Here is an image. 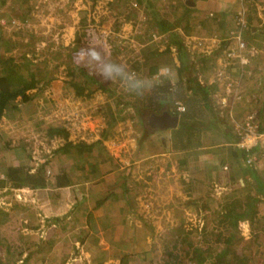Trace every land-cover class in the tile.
I'll return each instance as SVG.
<instances>
[{"label":"rangeland","instance_id":"rangeland-1","mask_svg":"<svg viewBox=\"0 0 264 264\" xmlns=\"http://www.w3.org/2000/svg\"><path fill=\"white\" fill-rule=\"evenodd\" d=\"M178 1L183 0H0V18L7 20L0 27V73L37 83L28 91L31 99L19 96L0 120V173L10 180L0 182L1 261L120 264L125 257L124 264H264L262 162L255 169L242 160L256 184L243 170L246 186L236 178L233 186L218 188L213 177L206 179L207 188L196 195L202 199L199 206L190 204L193 191L179 173L187 167L184 150L209 134L204 127L209 118L216 116V122L224 116L222 86L231 89L227 95L245 96L230 79L229 64L245 60L247 69L261 48L256 54L237 50L235 58H229L237 43L229 33H242L246 39L254 27L264 36V0H233L235 12L227 22H208L205 34L196 25L200 35L191 26V11L190 25L186 18L179 19L187 2ZM240 17L246 24L242 31L237 29ZM158 20H167L176 35L164 32ZM180 39L188 44L190 55L196 54L185 69L176 47ZM213 40L218 43L213 53L226 56L228 67L218 70L213 64L210 81L219 89L211 90L208 84L202 92L208 93L210 105L195 98L191 126L178 136L167 128L155 130L148 124L154 112L146 107L155 86L171 83L176 91L180 79L185 90L189 85L195 88L196 79L207 85L195 67L214 48ZM109 63L126 66L144 87L130 91L119 79L106 78L103 66ZM260 79V93L249 96L254 106L236 112L240 118L233 128L229 120L223 121L222 129L227 132L230 127L235 147L247 115L260 114L255 122L264 125V78ZM186 97L193 98L188 93ZM173 104L171 113L179 116ZM216 132L221 131L214 129L213 136H220ZM69 142L80 145V152ZM12 163L26 171L42 170L47 186L66 172L75 188L51 197L50 187L18 192L8 176ZM114 188L120 194L112 196ZM18 196L32 201L21 215L13 204ZM127 205L132 211L122 213ZM11 212L14 217L19 214V223H12ZM146 218L153 219L151 226Z\"/></svg>","mask_w":264,"mask_h":264},{"label":"crops","instance_id":"crops-1","mask_svg":"<svg viewBox=\"0 0 264 264\" xmlns=\"http://www.w3.org/2000/svg\"><path fill=\"white\" fill-rule=\"evenodd\" d=\"M178 2H179V5H182L181 1H178ZM184 2H187L188 6L192 8L191 13L193 14L192 17L194 18V20L192 21L191 26H193V29L195 28L194 30H195L196 34H199V32L196 31V27H195L196 25L205 34V32H206L205 26L208 24V22L214 21L215 23H218L219 25L226 23L227 20L233 14L232 12H235L233 10V8L236 7L235 4L233 5V3H234L233 0H183V3ZM212 13L216 14L218 17L217 18L212 17L211 16ZM198 15L200 16L199 19H198ZM211 17H212V19H211ZM191 36H193V35H191ZM216 36H219V35H216ZM246 41H248V45L249 44L251 46L255 45L256 47L261 48L259 54H257L256 56H251L252 58L250 59V63H251V61H252V63L250 64V67L246 69L247 66L242 65V63H240V62H235V63L229 64L230 65V79H233L236 81V83L238 84L237 91L240 93H243L245 96H242L240 98H236V97H234L233 94L227 95L225 92H227V91L229 92V91H231V89L230 88L226 89L225 85L222 86L223 90H221V91H223L224 93H223V96H221V97L225 98L224 103H221L224 105V108H223L224 109L223 110L224 111V113H223L224 118L223 117H219V118L217 117V119H219V120L216 122H213L212 118L216 117V116H213V117L211 116L208 120L209 123L205 124V126H204L207 128L206 133H209V134H207L205 137H202L201 143L192 147V149L186 148V150H184L185 152L182 155V157H183L182 162L186 163L187 167H185L182 170L180 169L179 173L181 176L183 173V175H184L183 178L187 181L184 186L191 189V191H193L194 197H189V199L192 200V201H190L191 205H198L199 206V203L202 202V199L201 198L197 199L196 195L200 194V191H202V189L207 188V186H205L204 182L206 181V179H209L211 177L214 178V180H215L214 183H216V186L218 188L224 187L225 189H227L228 187L233 186L232 184L235 183L236 178L239 180V182L243 186H246L245 184H243L244 177H242L243 175L241 174V171L243 170L245 172V177L248 179H252V183L256 184L255 179L249 178L250 176H252L250 174V172L249 171L246 172V170H244L246 168L247 169H249V168L245 164H243L245 161L244 160L245 158H243L241 155L242 151L238 147H235L232 144L233 143V140H232L233 135H232V132L230 130V127L229 128L226 127L228 129L227 132L222 129L224 119L229 120L230 121L229 125L232 126V125H234V121H236L237 119L240 118V116H238L237 115L238 113H236V112L247 111L250 107L254 106V105H252L253 100H252V102L249 100L250 94L260 93V88H259V84H260V80H261L260 78H264V49H262V47H263L262 45L264 44V36L260 35L258 28H253L251 30V32H249V34L246 35ZM217 44L218 43L213 40L214 48L212 47L211 50L208 51V54L205 55V58H208L210 60L211 64H209V66L206 65L205 60H208V59L204 58V59L198 60L197 65L195 67V71L197 72V74L200 75L202 78H205L208 80L207 85L210 84L209 86H211V90L217 89V88L219 89L218 83H217V85H214L210 81V78L212 77L211 69L213 68V64L217 65L218 70L221 69V70L226 71L227 67H228V65H227L228 63L226 61V56L225 57L221 56V52L219 54L213 53V51L217 48ZM227 44H228V42L224 43V45L228 46ZM187 46H188V44H187ZM177 50H178V48H177ZM209 52H211L212 54H210ZM190 54L191 53H189V59H190V57L196 58V57H194V55L196 56V54H193V55H190ZM178 58H179V50H178ZM190 61H191V59H190ZM195 98L200 99V96L195 95ZM213 102H215V101H213ZM215 111L217 112L218 109H216ZM218 113L219 112H217V114ZM262 114L264 115V111ZM217 116H219V115H217ZM210 127L212 129L211 131L208 130ZM164 128H166V127H161V129H164ZM216 128L221 131V132H216V133H218L216 135H220V136H213L214 135L213 130ZM232 128H233V126H232ZM174 129L175 128H167L164 130L172 132L175 136H178L181 134L180 131H178L177 129L176 130H174ZM162 151H165L164 148ZM169 152L171 155L172 154L171 151H169ZM221 160L224 161L223 166L220 164ZM242 160H244V161H242ZM10 165L16 166L18 164L12 163V164H9L8 166H10ZM240 165L242 166L241 170H240V168H241ZM30 171L33 173L36 172L35 169H31ZM2 174L4 175V173H2ZM2 174L0 175V182L2 184L10 183V180L7 178L5 179L4 176H2ZM226 177H228L227 178L228 180L226 181V183H223L222 181ZM66 178H67L66 175H65L64 179L62 177V183L63 184L61 186L59 184L58 185L56 184L57 182H56V177H55V179L52 180L53 181L52 184H54L52 186H46L43 188H31L29 185L24 184V185L19 186L20 190H18V188L16 186H15L16 189H14V190H17L18 192L23 193L24 190H26V189H29L31 191H34V190L43 191V190L50 187V189H47V190H48V192H52V193L50 195H47L48 197L54 196V195L59 194L61 192L66 195L68 193V191L75 188L73 186L74 184H72L70 181H67ZM258 182H259V180H258ZM222 185H224V186H222ZM10 186H11V188H14V187H12V185H10ZM117 191L118 190L117 189L115 190V188H114L111 192L112 196H115L116 194H120ZM53 192H54V194H53ZM55 192H59V193H55ZM103 195H104V197H108V194L105 195V193H103L102 196ZM103 200H108V198H105ZM6 201H7V199H6ZM8 201H10V200H8ZM31 202L32 201L28 202L27 197H22V196L15 197V201L13 202V204L17 203V206H15L16 207V213H19L21 215V213L23 211H27L28 210L27 208L31 205ZM125 205L126 204L124 203L123 206H125ZM127 207L128 208L127 209L125 208V210L122 213L129 214L130 211H132V209L129 205H127ZM132 208H134V207H132ZM133 211H136V210L133 209ZM19 214H18V216H19ZM18 216L14 217L12 212H11V216L9 218L11 219L12 223L15 224V223H19L18 221H20ZM141 217L144 218L143 216H141ZM144 220L148 223L149 226L152 225L153 219L146 218ZM25 221L28 222V219H25ZM8 222H10V221H8ZM101 233H102V231H101ZM14 246H12V248ZM1 247L2 246H0V254H3L4 249ZM1 259H2V257H0V264H8L6 260L1 261Z\"/></svg>","mask_w":264,"mask_h":264},{"label":"trees","instance_id":"trees-1","mask_svg":"<svg viewBox=\"0 0 264 264\" xmlns=\"http://www.w3.org/2000/svg\"><path fill=\"white\" fill-rule=\"evenodd\" d=\"M139 3L141 4V2H139ZM182 3H183V1H182ZM184 4H185V2H184ZM185 6L187 8V10H186L187 12L185 11L184 13H182V15L179 17V19L180 18H182V19L186 18L185 24H186V26H188V24L190 25V19H191L190 11L192 8L188 6V3ZM182 19H180V20L182 21ZM160 23L163 26L164 32H172L171 35H174V36L176 35L173 31H171L172 27L170 26V23L167 20H162V21L158 20L157 24H160ZM179 23H181V22H179ZM1 26H3V25L0 24V27ZM176 26H181V25L177 24ZM253 28L254 27H250V32ZM229 35H230V33H229ZM177 36H179V38L182 37L180 34H178ZM176 47L179 50V60H181L180 67H182V69L188 68L187 63L189 61V51H188L185 43L183 41L181 42V39H180V40H178ZM0 48H1V46H0ZM3 58H4V54L0 53V60L3 61ZM180 81H181V79L178 81L179 82V89L176 91H174L175 86L171 85V83H168V84L162 83V84L156 85L154 90H153V95L150 96L151 100L149 101L148 104H146L147 105L146 107L149 110H152V112L160 113L161 111L166 110V109L169 110L170 112H172L170 105L173 102L174 108L176 109V111H173V112H175L176 114H179V117H180V121H179V124L177 126L178 128L174 127L175 128L174 130L177 129L178 131L191 126L189 121H190L191 116H192L191 111L194 108L193 104L195 102V95H198V96L200 95L199 100H202L204 102V105L209 103L208 93H202V92H206V90H208L207 89L208 85H206L201 80L196 79L195 80V85H196L195 88L191 87L189 85V88H187L185 90L184 85H182V83ZM193 81H194L193 79H190V82H193ZM35 86H37V83H35L34 81L26 80L25 77H23V76L15 77L10 73L9 74L0 73V120L4 116L6 110L9 108V106L12 103H14V101L19 96L23 97L24 101H29L31 99V95H30L31 93L28 91L30 89H33ZM157 91H159V92H157ZM186 92L188 93L189 96H193V98L187 99V97H186L187 93ZM177 101H181V102L184 101L183 103H185V105L187 106L186 112H180L179 110H177V105H176ZM209 105H210V103H209ZM150 120L148 121V124L150 126H152ZM152 127L155 130H159V131L161 130L162 131L160 126H152ZM171 128H173V127H171ZM52 129H54V128H52ZM54 132L57 133V131H54ZM68 145L71 147H74L73 149H76L77 151L80 152V149L78 147L80 145L74 144L73 142H69ZM83 145L87 146V148H89V149L91 148V146H89V145H85V144H83ZM243 153L245 154V152H243ZM245 158H246V156H245ZM65 175H66V172H61L57 175V177H56V182H57L56 184L57 185L59 184L61 186L63 184L62 183V177L64 178ZM8 176H9V178H11L12 181L16 182L14 184V186H16V187L27 184L31 188H43V187H46L48 184L46 178L42 174V170H39V171L33 173L31 171H28V170L26 171L23 168H17V166H10L9 170H8ZM124 191L126 193H128L129 190L124 189ZM125 262H126V259H125V257H123V259H121L120 264H124Z\"/></svg>","mask_w":264,"mask_h":264},{"label":"built area","instance_id":"built-area-1","mask_svg":"<svg viewBox=\"0 0 264 264\" xmlns=\"http://www.w3.org/2000/svg\"><path fill=\"white\" fill-rule=\"evenodd\" d=\"M243 17H240L238 21L237 29H239V31H242L246 27V24L244 25ZM0 24L6 25L7 20L4 18H0ZM231 34L230 38L234 36V38L237 39V43L236 49H230V52L228 54L229 58H235L234 54L237 50L249 49L252 54H256L258 52L259 48L257 47H253L252 50L248 48V44L247 42H245V39H243L242 33L239 35L238 33L231 31ZM237 34L238 36H236ZM262 49H264V44ZM245 62V60H241L242 64H244ZM177 109L180 112H184L186 111V106L183 104V102L177 101ZM257 114L258 113L254 112V114H249L246 116V119L243 123L244 125L242 126L244 133L242 134L241 132H239V134L242 135V138L240 141H236L235 143L239 149L243 150L246 153V163L249 166H253V168L256 167L255 169L264 166V162L262 161L264 157V125L263 127H261L256 124L255 119H258V116H260V114ZM260 161L262 162V164L259 167Z\"/></svg>","mask_w":264,"mask_h":264},{"label":"clouds","instance_id":"clouds-1","mask_svg":"<svg viewBox=\"0 0 264 264\" xmlns=\"http://www.w3.org/2000/svg\"><path fill=\"white\" fill-rule=\"evenodd\" d=\"M211 16L216 18L215 17L216 14L214 13H212ZM103 75H105V77L109 79H113V80L119 79L120 81L123 82L126 89L130 91L138 90L144 87L145 85V82L140 80L135 73L128 71L126 66L121 64H114V63L105 64L103 66Z\"/></svg>","mask_w":264,"mask_h":264},{"label":"water","instance_id":"water-1","mask_svg":"<svg viewBox=\"0 0 264 264\" xmlns=\"http://www.w3.org/2000/svg\"><path fill=\"white\" fill-rule=\"evenodd\" d=\"M166 116L170 118H166ZM151 118L157 126L166 128L177 127L180 121V117L170 111H165L162 115L154 113Z\"/></svg>","mask_w":264,"mask_h":264},{"label":"flooded vegetation","instance_id":"flooded-vegetation-1","mask_svg":"<svg viewBox=\"0 0 264 264\" xmlns=\"http://www.w3.org/2000/svg\"><path fill=\"white\" fill-rule=\"evenodd\" d=\"M152 117V116H151ZM151 120V124L153 125V126H157L156 124H155V122L154 121H152V118H150Z\"/></svg>","mask_w":264,"mask_h":264},{"label":"bare ground","instance_id":"bare-ground-1","mask_svg":"<svg viewBox=\"0 0 264 264\" xmlns=\"http://www.w3.org/2000/svg\"><path fill=\"white\" fill-rule=\"evenodd\" d=\"M166 118H170V117H167V116H166Z\"/></svg>","mask_w":264,"mask_h":264}]
</instances>
